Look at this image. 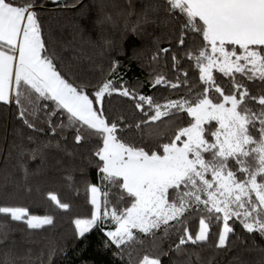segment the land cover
I'll use <instances>...</instances> for the list:
<instances>
[{
  "label": "snow or ice",
  "instance_id": "snow-or-ice-1",
  "mask_svg": "<svg viewBox=\"0 0 264 264\" xmlns=\"http://www.w3.org/2000/svg\"><path fill=\"white\" fill-rule=\"evenodd\" d=\"M164 4L169 14L178 13L183 19L179 45H184L187 32L199 33L203 38L201 48L186 53L195 60L199 80L209 85L195 99L186 78L171 83L162 75L155 78L153 86L169 84L176 89L188 85L187 95L158 103L150 96H137L134 89L115 88L113 80L106 79L90 96L88 85L65 79L53 63L54 57L47 54L38 0H0V102L15 103L19 117L29 128L35 125L27 116L38 118L43 111L53 132L57 127L75 128L77 143L84 139L82 130L102 138L95 156L99 157L101 180L117 189L116 203L109 208V193L104 192L101 212L100 188L90 185L91 218L74 221L80 236L110 219L114 230L107 236L121 247L134 242L137 232L154 236L162 226L165 233L180 226L177 230L182 234L175 247L183 252V245L207 243L215 222L217 226L222 223L215 247L223 248L234 232L229 223L233 218L249 233L264 236V87L253 95L245 82L258 79L264 83V0H164ZM173 60L178 63L175 56ZM214 67L229 77L227 92L215 83ZM114 70L115 65L110 75ZM236 74L241 78L237 79ZM212 88L218 96L209 95ZM113 92L134 99L135 108L146 119L124 123L123 127L110 120L102 101L105 94ZM250 104L259 105V109ZM58 112L67 115L68 123L52 127L51 117ZM181 112L191 117L187 126L176 129L169 142L157 144L155 150L126 143L118 135L135 131L142 139L145 135L150 139L166 137L170 125L155 137L150 126L165 118L171 121ZM119 120L124 122L123 117ZM212 122L218 125L214 130ZM48 197L57 208H70L57 195L49 193ZM190 211L201 213L195 232L187 226L186 213ZM0 215L23 222L30 230L54 222L52 216L31 215L22 206L0 205ZM5 264L16 261L6 260ZM141 264L161 261L145 256ZM187 264H191V258Z\"/></svg>",
  "mask_w": 264,
  "mask_h": 264
},
{
  "label": "trees",
  "instance_id": "trees-1",
  "mask_svg": "<svg viewBox=\"0 0 264 264\" xmlns=\"http://www.w3.org/2000/svg\"><path fill=\"white\" fill-rule=\"evenodd\" d=\"M165 9L164 0H38L37 11L47 54L54 57L56 69L69 82L88 85L90 96L106 79L113 80L115 88L134 89L137 96H150L158 103L187 95L188 85L181 84L176 89L169 84L153 86L155 78L162 75L171 83L186 78L195 99L209 85L199 80L195 60L186 53L201 48L203 38L199 33L187 32L184 45H179L183 19ZM165 48L169 51H161ZM173 56L178 63H174ZM113 65L115 70L110 75ZM213 76L215 83L227 92L229 77L218 69L213 70ZM236 78L240 79V74ZM245 82L253 95L264 87L258 79ZM209 95L218 96L214 88ZM47 103L54 108L51 102ZM135 103L134 99L113 92L105 94L102 106L105 115L123 127L124 123L146 119ZM250 106L259 109L257 104ZM120 117L124 118L123 123ZM27 118L34 128L24 124L15 103L0 102V205L26 207L30 214L52 216L54 222L30 230L23 222L0 215V264L10 259L16 264H140L145 256L159 258L161 264H187L189 258L191 264H264V236L249 233L235 218L229 221L234 232L223 248L215 247L222 228V223L217 226L215 222L207 243L183 245V252H177L175 247L182 234L177 230L180 226L167 233L162 226L154 236L137 232L134 242L121 247L107 236L106 231L114 228L110 219L80 236L74 221L91 217L90 185L100 188L101 212L104 192L109 193V208L116 203L117 189L101 180L100 161L95 156L102 138L82 130L84 139L77 143L75 128L57 127L53 132L45 112H40L38 118ZM189 120L191 117L181 112L171 121L165 118L150 126L155 137L158 131L165 130V125H170L167 136L159 139L147 135L142 139L135 131L118 135L126 143L155 150L157 144L169 142L175 130L186 127ZM61 123H68L66 114L58 112L51 117L52 127ZM210 127L214 130L218 125L212 122ZM49 193L70 208H57ZM200 215L198 211L186 213L190 231H198Z\"/></svg>",
  "mask_w": 264,
  "mask_h": 264
},
{
  "label": "rangeland",
  "instance_id": "rangeland-1",
  "mask_svg": "<svg viewBox=\"0 0 264 264\" xmlns=\"http://www.w3.org/2000/svg\"><path fill=\"white\" fill-rule=\"evenodd\" d=\"M214 69H218V68H213L212 69V74H213V70ZM98 196H99V199H100V202H101V192L100 193H98ZM90 199H91V192H90ZM31 215H35V214H31ZM38 216H44V215H38ZM91 217H89V218H80V219H90ZM95 226V225H94ZM94 226H92L90 229H89V231L94 227ZM112 230H114V228L113 229H109V230H107L106 232H108V231H112ZM135 231V230H134ZM149 258H151V257H149ZM141 264V263H140Z\"/></svg>",
  "mask_w": 264,
  "mask_h": 264
}]
</instances>
